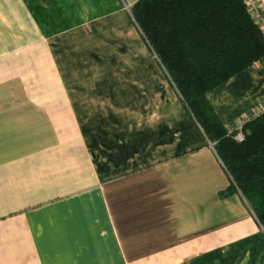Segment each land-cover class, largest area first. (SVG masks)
Here are the masks:
<instances>
[{
	"label": "crops",
	"instance_id": "obj_1",
	"mask_svg": "<svg viewBox=\"0 0 264 264\" xmlns=\"http://www.w3.org/2000/svg\"><path fill=\"white\" fill-rule=\"evenodd\" d=\"M135 1L0 0V264H264L263 227L143 59ZM207 98L233 126L264 64Z\"/></svg>",
	"mask_w": 264,
	"mask_h": 264
},
{
	"label": "trees",
	"instance_id": "obj_2",
	"mask_svg": "<svg viewBox=\"0 0 264 264\" xmlns=\"http://www.w3.org/2000/svg\"><path fill=\"white\" fill-rule=\"evenodd\" d=\"M130 14L142 38L177 91L186 110L264 229V111L242 125L234 139L207 92L240 71L264 64V34L244 0H136Z\"/></svg>",
	"mask_w": 264,
	"mask_h": 264
},
{
	"label": "built area",
	"instance_id": "obj_3",
	"mask_svg": "<svg viewBox=\"0 0 264 264\" xmlns=\"http://www.w3.org/2000/svg\"><path fill=\"white\" fill-rule=\"evenodd\" d=\"M246 2L247 8L252 19L259 25L261 31L264 34V13L262 12L261 5L259 0H244ZM264 61V58H263ZM262 64V61H255L253 66H259ZM264 111V102L259 104L256 108L252 110L250 114H244L240 118L236 120V122L231 126V128H235L237 131L234 134V139L237 141H241L244 138V133L242 131V125L252 116L260 114ZM212 145V144H211Z\"/></svg>",
	"mask_w": 264,
	"mask_h": 264
},
{
	"label": "rangeland",
	"instance_id": "obj_4",
	"mask_svg": "<svg viewBox=\"0 0 264 264\" xmlns=\"http://www.w3.org/2000/svg\"><path fill=\"white\" fill-rule=\"evenodd\" d=\"M152 54V53H151ZM145 55H146V57L145 58H143V59H146V60H153V61H155L156 60V58L154 57V55H150V54H146L145 53ZM152 74H150V76H151Z\"/></svg>",
	"mask_w": 264,
	"mask_h": 264
}]
</instances>
